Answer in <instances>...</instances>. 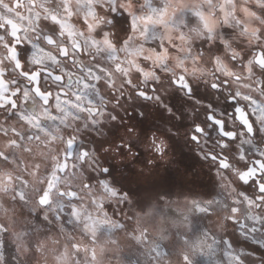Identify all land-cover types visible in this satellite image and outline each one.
<instances>
[{"label":"clouds","instance_id":"clouds-1","mask_svg":"<svg viewBox=\"0 0 264 264\" xmlns=\"http://www.w3.org/2000/svg\"><path fill=\"white\" fill-rule=\"evenodd\" d=\"M0 264H264V0H0Z\"/></svg>","mask_w":264,"mask_h":264}]
</instances>
